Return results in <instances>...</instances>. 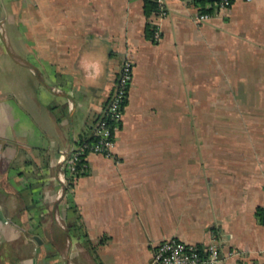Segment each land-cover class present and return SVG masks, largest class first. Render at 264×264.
<instances>
[{"label":"crops","instance_id":"crops-1","mask_svg":"<svg viewBox=\"0 0 264 264\" xmlns=\"http://www.w3.org/2000/svg\"><path fill=\"white\" fill-rule=\"evenodd\" d=\"M0 16L23 69L0 88V264H153L171 236L264 264V0H166L159 40L143 0H0ZM126 59L116 157L60 184Z\"/></svg>","mask_w":264,"mask_h":264},{"label":"built area","instance_id":"built-area-1","mask_svg":"<svg viewBox=\"0 0 264 264\" xmlns=\"http://www.w3.org/2000/svg\"><path fill=\"white\" fill-rule=\"evenodd\" d=\"M159 15L165 13V1L155 0ZM223 8L230 4L231 0H206ZM210 12L199 10L197 20H206ZM154 39H160V30L156 26ZM132 77V62L124 60L119 68L112 94L107 108L101 118L95 124L93 130L94 139L78 142L67 154L59 156L60 169L57 180L60 184H67L71 177L85 173L87 163L85 156L88 153H96L106 157L115 158L114 148L117 143V131L123 120V114L128 96V87ZM63 197V190L57 192V198ZM218 260V248L215 243H209L200 247L195 243L185 242L177 237L163 238L154 245L152 252L153 264H214Z\"/></svg>","mask_w":264,"mask_h":264},{"label":"rangeland","instance_id":"rangeland-1","mask_svg":"<svg viewBox=\"0 0 264 264\" xmlns=\"http://www.w3.org/2000/svg\"><path fill=\"white\" fill-rule=\"evenodd\" d=\"M4 40L5 28L1 24L0 16V88H10V81L14 82L15 87L18 86V88H20V81L23 76L20 55H13L12 51H9V47L5 44ZM192 89L193 88H191V90ZM191 95V97H193V94Z\"/></svg>","mask_w":264,"mask_h":264},{"label":"trees","instance_id":"trees-1","mask_svg":"<svg viewBox=\"0 0 264 264\" xmlns=\"http://www.w3.org/2000/svg\"><path fill=\"white\" fill-rule=\"evenodd\" d=\"M199 1L202 2L203 0H199ZM143 7H144L145 16L147 18L146 25H145V35L150 39H154V31H155L156 25L151 22L150 16L152 14L158 13L157 3L155 0H143ZM201 10H205V8H201ZM93 139H94V137L91 136L88 138H83L81 141H84V140L91 141ZM256 213H257V216L259 217L260 221L262 223H264V207H258Z\"/></svg>","mask_w":264,"mask_h":264},{"label":"water","instance_id":"water-1","mask_svg":"<svg viewBox=\"0 0 264 264\" xmlns=\"http://www.w3.org/2000/svg\"><path fill=\"white\" fill-rule=\"evenodd\" d=\"M36 240L38 239L37 236L34 237Z\"/></svg>","mask_w":264,"mask_h":264}]
</instances>
